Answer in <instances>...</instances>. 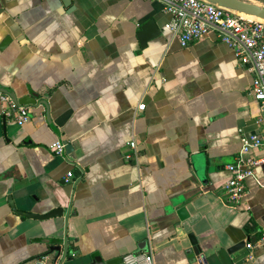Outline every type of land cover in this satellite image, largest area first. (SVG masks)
Returning a JSON list of instances; mask_svg holds the SVG:
<instances>
[{"label": "crops", "instance_id": "obj_1", "mask_svg": "<svg viewBox=\"0 0 264 264\" xmlns=\"http://www.w3.org/2000/svg\"><path fill=\"white\" fill-rule=\"evenodd\" d=\"M71 5L0 0V47L11 37L0 89L35 99L21 124L0 99V264H93L150 250L156 264H264V163L241 204L224 188L243 140L263 128L253 74L216 31L182 46L162 0ZM151 19L162 32L143 47L138 33ZM132 139L139 163L125 158ZM58 140L76 157L58 154ZM10 197L19 210L63 214L25 216Z\"/></svg>", "mask_w": 264, "mask_h": 264}, {"label": "built area", "instance_id": "obj_2", "mask_svg": "<svg viewBox=\"0 0 264 264\" xmlns=\"http://www.w3.org/2000/svg\"><path fill=\"white\" fill-rule=\"evenodd\" d=\"M165 10L171 19L165 28L177 38L182 46L194 43L212 31L229 44L235 51L241 65L253 74L250 93L259 102L264 112V20L258 17L236 12L207 0H162ZM264 4V0H247ZM0 99L6 104L4 113L15 118L20 124L25 122L31 113L29 104L17 103L8 93L0 91ZM145 104L139 105L140 109ZM263 128L246 137L236 157V161L228 164L231 177L225 183V191L230 201L239 205L247 193L248 179L255 176L256 169L264 163V157H255L252 150L264 147V117L260 118ZM58 154L65 153L66 143L58 140L54 143ZM141 157L140 144L132 139L125 158L139 163ZM68 173V179L74 177ZM264 244V235L261 238ZM124 264H156L152 250L129 253L123 256Z\"/></svg>", "mask_w": 264, "mask_h": 264}, {"label": "water", "instance_id": "obj_3", "mask_svg": "<svg viewBox=\"0 0 264 264\" xmlns=\"http://www.w3.org/2000/svg\"><path fill=\"white\" fill-rule=\"evenodd\" d=\"M210 1L212 3H215L217 5H220L222 7H225L227 9L236 11V12H240L246 15H250V16H254V17H258L260 19L264 20V5L260 4V3H256V2H251V1H247V0H207ZM64 5L69 7L70 11L71 9H74L75 6L71 5L72 0H63ZM161 28L159 27V25L156 23L155 20L151 19L148 20L147 22H145L139 33H138V38L141 42V45L143 47L147 46L148 42L156 37H159L161 35ZM11 41V37H7L4 42L1 45V49L3 47H5L9 42ZM2 92H6L8 93L10 96H12V98L19 104H28V103H33L35 102V99L33 97L30 96H24L23 98L17 99L13 94L9 93L8 91L2 90L0 89ZM66 150L68 153H70L72 156L76 157V154L74 152V147L71 143L66 142ZM10 203L13 206V208L19 212L22 215L25 216H29V217H34V218H39V219H48L51 217H55V216H59L63 214V209L62 208H55L54 210L46 213V214H39L36 212H29V211H24V210H19L17 209L14 200L10 197ZM187 212V208L183 207L181 208V210L179 211V214L181 217H184V213ZM197 241H194L193 244H196ZM246 245L245 241H241L237 244H235L234 246H232L230 248L231 252L237 251L240 248L244 247ZM194 251L195 253H199L200 252V248H198L197 246H194ZM53 251L57 250L60 251L61 248L57 247V248H53ZM93 264H124L123 263V257H119V258H113L110 260H104V259H95V261L93 262Z\"/></svg>", "mask_w": 264, "mask_h": 264}, {"label": "rangeland", "instance_id": "obj_4", "mask_svg": "<svg viewBox=\"0 0 264 264\" xmlns=\"http://www.w3.org/2000/svg\"><path fill=\"white\" fill-rule=\"evenodd\" d=\"M261 4V3H260ZM262 5H264V4H262Z\"/></svg>", "mask_w": 264, "mask_h": 264}]
</instances>
